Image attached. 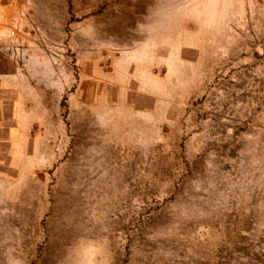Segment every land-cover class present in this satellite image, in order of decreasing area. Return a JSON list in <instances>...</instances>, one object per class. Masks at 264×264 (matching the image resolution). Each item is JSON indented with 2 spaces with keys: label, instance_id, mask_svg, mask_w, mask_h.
<instances>
[{
  "label": "rangeland",
  "instance_id": "1",
  "mask_svg": "<svg viewBox=\"0 0 264 264\" xmlns=\"http://www.w3.org/2000/svg\"><path fill=\"white\" fill-rule=\"evenodd\" d=\"M4 2L0 264H264V0Z\"/></svg>",
  "mask_w": 264,
  "mask_h": 264
},
{
  "label": "crops",
  "instance_id": "2",
  "mask_svg": "<svg viewBox=\"0 0 264 264\" xmlns=\"http://www.w3.org/2000/svg\"><path fill=\"white\" fill-rule=\"evenodd\" d=\"M0 4L4 5L5 4L4 0H0ZM7 18L8 17H6V13L5 14L3 13L0 19V51L6 52L7 56L9 57V61L7 65H29L30 56H28V54L31 55V53L36 52V50H34L33 48H29L27 46H24L25 49H27V51H22L24 47L21 46L19 43H16L17 42L16 40L13 41V37H10L8 35V29H7L8 26L7 24L4 23L7 21ZM10 20H11V17H10ZM22 54L25 56V58H27L25 59V61L24 59H20ZM0 65H5V64H0ZM12 75L13 74L11 73H4L0 71V80H4L7 83L12 78ZM6 90L10 91L9 88H7Z\"/></svg>",
  "mask_w": 264,
  "mask_h": 264
}]
</instances>
